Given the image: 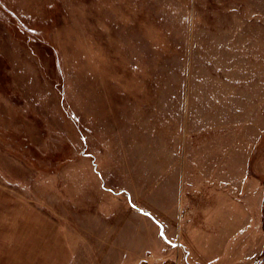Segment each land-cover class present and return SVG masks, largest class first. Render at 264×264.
<instances>
[{"label":"rangeland","instance_id":"obj_1","mask_svg":"<svg viewBox=\"0 0 264 264\" xmlns=\"http://www.w3.org/2000/svg\"><path fill=\"white\" fill-rule=\"evenodd\" d=\"M0 264H264V0H0Z\"/></svg>","mask_w":264,"mask_h":264},{"label":"crops","instance_id":"obj_2","mask_svg":"<svg viewBox=\"0 0 264 264\" xmlns=\"http://www.w3.org/2000/svg\"><path fill=\"white\" fill-rule=\"evenodd\" d=\"M162 233V232H161ZM163 235V233L161 234V236Z\"/></svg>","mask_w":264,"mask_h":264}]
</instances>
